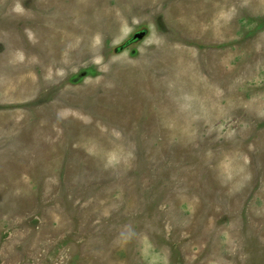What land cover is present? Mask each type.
<instances>
[{"label": "rangeland", "instance_id": "obj_1", "mask_svg": "<svg viewBox=\"0 0 264 264\" xmlns=\"http://www.w3.org/2000/svg\"><path fill=\"white\" fill-rule=\"evenodd\" d=\"M0 264H264V0H0Z\"/></svg>", "mask_w": 264, "mask_h": 264}, {"label": "flooded vegetation", "instance_id": "obj_2", "mask_svg": "<svg viewBox=\"0 0 264 264\" xmlns=\"http://www.w3.org/2000/svg\"><path fill=\"white\" fill-rule=\"evenodd\" d=\"M135 36H137V35H135ZM135 36H134V39H133V41H132L131 43H135V42L138 41V38H135ZM121 50H123V48H122V49H119V50H117V51H121Z\"/></svg>", "mask_w": 264, "mask_h": 264}, {"label": "water", "instance_id": "obj_3", "mask_svg": "<svg viewBox=\"0 0 264 264\" xmlns=\"http://www.w3.org/2000/svg\"><path fill=\"white\" fill-rule=\"evenodd\" d=\"M135 38H138V35H137V36H135ZM139 38H142V36H139Z\"/></svg>", "mask_w": 264, "mask_h": 264}]
</instances>
